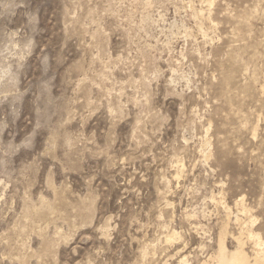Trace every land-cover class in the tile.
Returning a JSON list of instances; mask_svg holds the SVG:
<instances>
[{
	"label": "rangeland",
	"instance_id": "1",
	"mask_svg": "<svg viewBox=\"0 0 264 264\" xmlns=\"http://www.w3.org/2000/svg\"><path fill=\"white\" fill-rule=\"evenodd\" d=\"M226 218L254 264L264 0H0V264H202Z\"/></svg>",
	"mask_w": 264,
	"mask_h": 264
},
{
	"label": "bare ground",
	"instance_id": "2",
	"mask_svg": "<svg viewBox=\"0 0 264 264\" xmlns=\"http://www.w3.org/2000/svg\"><path fill=\"white\" fill-rule=\"evenodd\" d=\"M235 205L240 208L242 207L241 209L246 211V209H243L240 198L236 201ZM223 207L226 210H228L227 206L223 205ZM226 215H227V211H226ZM235 220L238 221L237 217L235 218ZM227 224H228V218H226V220L222 223L221 228L218 232L216 239V250L214 251L213 255L209 256L208 260L202 262V264H251L250 257L243 249L244 242L242 241L241 236L235 237L234 240L236 242V246L233 249H228L226 245V240H227L226 237L228 234ZM243 228L241 229L240 235L243 231ZM244 230L252 242L254 264H264V247H263L264 245L263 242L260 240L259 235L254 233L249 227H245ZM180 264H187V262L183 258L181 259Z\"/></svg>",
	"mask_w": 264,
	"mask_h": 264
}]
</instances>
